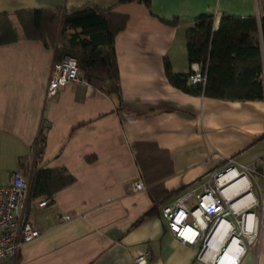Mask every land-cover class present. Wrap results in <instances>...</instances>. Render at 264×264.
Returning <instances> with one entry per match:
<instances>
[{
  "label": "crops",
  "instance_id": "crops-1",
  "mask_svg": "<svg viewBox=\"0 0 264 264\" xmlns=\"http://www.w3.org/2000/svg\"><path fill=\"white\" fill-rule=\"evenodd\" d=\"M84 2L107 7L114 0H0L17 34L0 44V161L10 164L0 167V184L13 171L26 179L25 220L38 231L11 264H132L138 250L149 251L145 264H205L196 245L167 229L160 206L185 189L201 191L227 158L263 171L264 98L187 94L165 70L189 71L184 35L194 18L212 15L216 30L222 14L263 16L264 0H150L151 13L141 3L118 4L114 11L128 16L114 38L121 99L71 83L46 100L53 52L23 36L14 12ZM172 17L176 26L159 20ZM39 167L64 168L72 181L31 197ZM136 180L143 190L133 189ZM255 180L263 190V178ZM156 201L157 212L133 225ZM257 214L260 235L249 248L253 264H264V205Z\"/></svg>",
  "mask_w": 264,
  "mask_h": 264
},
{
  "label": "trees",
  "instance_id": "trees-1",
  "mask_svg": "<svg viewBox=\"0 0 264 264\" xmlns=\"http://www.w3.org/2000/svg\"><path fill=\"white\" fill-rule=\"evenodd\" d=\"M128 3H141L151 13L150 0H114L107 7L84 2L78 7L17 9L14 15L25 38L37 40L50 48L54 61L64 55L73 56L87 83L114 93L120 100L114 38L126 26L128 16L114 11V6ZM159 20L169 26H176L179 22L177 17ZM184 37L188 65L200 63L205 79L202 83L191 84L189 71L174 73L166 69L165 76L173 87L187 94L219 99L264 98V15L238 17L222 14L216 30H213L212 15L202 14L193 19ZM16 39L15 28L7 13L1 12L0 44ZM40 152L41 148L38 155ZM71 181L72 177L64 168L39 167L34 171L31 197L50 196ZM180 190L171 191L167 196ZM160 203L154 202L133 225L156 213Z\"/></svg>",
  "mask_w": 264,
  "mask_h": 264
},
{
  "label": "built area",
  "instance_id": "built-area-1",
  "mask_svg": "<svg viewBox=\"0 0 264 264\" xmlns=\"http://www.w3.org/2000/svg\"><path fill=\"white\" fill-rule=\"evenodd\" d=\"M81 75L73 56L64 55L54 61L45 87L46 100L56 97L67 84H86ZM204 79L200 63L192 62L189 83H202ZM261 162L263 171L259 172L252 162L243 164L227 158L222 168L202 184L201 191L185 189L160 206V215L174 237L198 247L197 260L205 264H238L247 247L258 243L260 219L255 209L264 205V189L257 185L255 177L264 180V160ZM254 184L259 197L253 193ZM133 189L143 190L144 186L136 180ZM28 194V183L18 171L0 184V264H11L18 249L38 235L25 220ZM48 201L41 200L38 205ZM230 244L234 248L228 253ZM148 258L149 251L138 250L132 264H145Z\"/></svg>",
  "mask_w": 264,
  "mask_h": 264
},
{
  "label": "rangeland",
  "instance_id": "rangeland-1",
  "mask_svg": "<svg viewBox=\"0 0 264 264\" xmlns=\"http://www.w3.org/2000/svg\"><path fill=\"white\" fill-rule=\"evenodd\" d=\"M12 20H13L14 25H15L16 22H15V19H14L13 16H12ZM17 27H18V26L16 25V28H17ZM7 161H8V160H7ZM7 161H0V167H7V166H10L9 162H7ZM8 175H9V170L6 171L5 176H8ZM249 177L252 178L250 175H249ZM253 193H254L257 197H259V191H258V188H257V185H256V184H254V187H253ZM260 208H261V207L256 208L255 211H256L257 213L260 212ZM253 247H255V245H254ZM253 258H254V256H253L252 252L250 251V248L247 247V253L244 254V255L242 256V258L240 259V261H239L238 264H253V261H252Z\"/></svg>",
  "mask_w": 264,
  "mask_h": 264
},
{
  "label": "bare ground",
  "instance_id": "bare-ground-1",
  "mask_svg": "<svg viewBox=\"0 0 264 264\" xmlns=\"http://www.w3.org/2000/svg\"><path fill=\"white\" fill-rule=\"evenodd\" d=\"M241 201H242V200H241ZM233 248H234L233 244H230V246H229L227 252H228V253L232 252V251H233Z\"/></svg>",
  "mask_w": 264,
  "mask_h": 264
}]
</instances>
